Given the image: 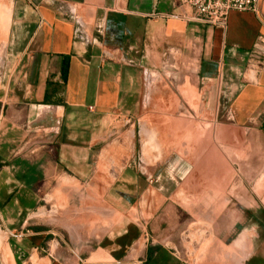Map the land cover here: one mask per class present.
<instances>
[{
  "label": "crops",
  "instance_id": "1",
  "mask_svg": "<svg viewBox=\"0 0 264 264\" xmlns=\"http://www.w3.org/2000/svg\"><path fill=\"white\" fill-rule=\"evenodd\" d=\"M14 9L10 35L13 44L25 43L15 66L21 103L14 105L23 108L14 109L0 131V164L8 165L0 171L3 220L14 226L17 210L39 201L36 172L52 168V160L72 184L100 186L107 205L119 201L131 209L134 202L139 219L151 206L150 221L130 230L123 214L128 209L116 204L123 216L118 240L105 237L98 250L88 247L85 259L52 243L46 225L27 228L21 249L31 258L44 253L39 264H264V193H258L264 176V0L257 14L231 12L225 28L187 21L190 9L182 0H21ZM175 67L185 71L183 87L202 85L201 103L216 105L212 118L200 114L210 128H201L200 140L187 145L183 157L167 159L176 119L152 114L169 123L148 129L155 142L141 135L142 154L129 159L127 149L110 139L129 125L130 110L142 106L136 94L142 97L144 87L154 99L174 100L160 73ZM31 130L52 142L36 147L25 139L28 146L21 145L19 135ZM151 147L156 156L145 155ZM245 168L247 176L236 174ZM128 185L135 186L130 193L123 188Z\"/></svg>",
  "mask_w": 264,
  "mask_h": 264
},
{
  "label": "rangeland",
  "instance_id": "2",
  "mask_svg": "<svg viewBox=\"0 0 264 264\" xmlns=\"http://www.w3.org/2000/svg\"><path fill=\"white\" fill-rule=\"evenodd\" d=\"M18 1L21 0H0L1 13H3V10L6 7H9L11 10L10 22L11 16L15 11L14 7ZM16 12L18 13L19 9H17ZM1 13L0 25L3 23V14ZM12 27L13 22H11V24L9 23V30L3 35H0V131L3 130L8 123L9 116L13 117L14 109L18 110L19 108H23L20 105L17 106L18 108H15L14 105V102L18 100L19 103H21L19 94H22V91L15 89L17 86L16 81L21 76L19 71H15V66L19 63V59L21 58L19 57V53L23 50L25 43L23 42L20 44L19 42H16V44H13L10 35ZM169 70L170 73L164 74L161 72L160 75L163 76L166 81H170V95L174 93V100L170 99L168 102L163 98L167 96H158L157 99H154L152 97L153 95H151V91L153 90L149 89L148 86L144 87L142 97L139 98V92L136 94V101L141 99L143 103L142 106L134 107L130 110L129 118L132 120L129 125H125V127L120 129V134H116L110 139L111 142H109V144L115 143L114 145L119 149H127L129 159L132 158L133 160H138V157L142 154L140 141L142 142L143 136L141 137V135L147 134L148 136H146V139H148V142L150 143L154 140L156 141L157 138L151 137L152 133H150L149 130L162 127L169 123V121L153 120L155 117L152 114H155L156 116L159 114L172 113L173 118L176 119L175 121H172V123L175 122V129H177L176 138H173L172 141L175 145L171 146L173 148L171 150L172 152L164 154L167 159L183 157L185 152L190 150V147L187 145H190L191 143L194 144L193 141L195 140H200L201 128L206 130V128L209 127L208 124L211 123L210 120L206 121L201 119V113L207 115L208 119L215 115V104L206 105L201 103L200 92L202 91V85L197 86L198 88L194 90L191 89L188 84L186 87H183V75L185 73L183 68L181 71H179L177 67ZM147 77L148 74L147 76L145 75L146 84L148 82ZM134 91L135 90H133V92ZM162 92H165V90L161 89V93ZM154 100H159V102H155ZM21 122H23V120H21ZM135 123L137 124L135 131L129 133L131 130L129 129L130 125H134ZM121 133H123L122 136ZM23 134L24 133H21V136L19 135V139H21L20 144L23 146L27 145L25 139L26 141L28 139L31 140L29 146L36 147H38L39 143L46 145L44 142L48 141L50 143L53 140V137L40 138L35 130L30 131L29 136H31V138L29 136H23ZM53 146H55V144ZM134 146L136 150L135 152H133ZM148 150L149 152L145 153V155L149 157L153 155L156 156L155 152H153V147L148 148ZM191 154V159L195 160L196 153L191 152ZM227 154L228 153L225 152L223 153L224 159L228 160ZM47 163L51 165L52 168L44 167V169L37 170L36 172V184L34 183V188L36 190H34V192H36L38 198H40L39 201L35 202L32 208L30 207L26 209L23 207L22 209L20 208V210H17V212L21 211L20 218L14 226L8 225L6 221L3 220L2 215L4 216V213L0 206V264H39V258L42 255L44 256V253L38 252L36 257L37 262H32L33 257L31 258V256L27 254V249H21V246H24V241L22 240V238H24L23 235H27L26 229L31 228L32 226H48L49 230L53 233V236L50 239V241H53L52 243H58L63 248H65V245H68L71 251H74L77 254L78 252H81L80 256L85 259L88 255V247L98 250L103 245V239L105 237L112 238L111 240L113 242L118 240L120 222L122 221L121 219L123 216L118 215L114 209L122 206H124L122 208L124 211L128 209L127 212H124L123 214L127 216L129 229L134 228L136 222L140 224V226H143L150 221L151 212H149V209L151 206L150 208L149 206H144L148 209L147 216L143 219H139L136 217V207L134 202H129L133 204L131 209H129L130 206H127L125 202L120 204L119 201H116L115 205H121L119 207L114 204L111 206L107 205L99 195L98 189L100 186L94 187L84 184H72L65 179V176L58 169H55L53 160L48 161ZM44 165L46 164L44 163ZM4 166L8 167V165L0 164V171ZM259 171L263 172L264 170ZM248 173L249 171L246 168L245 170L236 169V174L241 177L247 176ZM260 175L261 174H257V177ZM263 180L264 176L260 179L261 183L258 185L260 188L258 191L260 196L264 193ZM140 186L142 185L140 184ZM126 187L127 188L123 187L124 190L130 193L135 186L128 185ZM93 196H95L94 199ZM260 219H264V216ZM89 231H91L90 236ZM93 234H95L96 237H94ZM107 241L108 239H106V242ZM157 248V250L161 249L158 245ZM71 256H73L72 252ZM124 256H129L126 257L129 260L130 256H132L131 251L129 250L128 254H125Z\"/></svg>",
  "mask_w": 264,
  "mask_h": 264
},
{
  "label": "built area",
  "instance_id": "3",
  "mask_svg": "<svg viewBox=\"0 0 264 264\" xmlns=\"http://www.w3.org/2000/svg\"><path fill=\"white\" fill-rule=\"evenodd\" d=\"M182 4L190 9V15L185 17L187 21L225 28L231 12L257 14L259 0H182ZM260 40L264 44V38ZM260 61L258 67L261 65ZM251 66L250 63L249 67Z\"/></svg>",
  "mask_w": 264,
  "mask_h": 264
},
{
  "label": "bare ground",
  "instance_id": "4",
  "mask_svg": "<svg viewBox=\"0 0 264 264\" xmlns=\"http://www.w3.org/2000/svg\"><path fill=\"white\" fill-rule=\"evenodd\" d=\"M6 7V6H5ZM1 13V12H0ZM1 14H3L2 16H3V23H2V25H0V35L2 34H4L6 31H8V27H9V21H10V16H8V8L6 7L4 10H3V13H1ZM5 38V37H4ZM2 40V39H1ZM32 262H37V259H36V257H34L33 259H32Z\"/></svg>",
  "mask_w": 264,
  "mask_h": 264
},
{
  "label": "trees",
  "instance_id": "5",
  "mask_svg": "<svg viewBox=\"0 0 264 264\" xmlns=\"http://www.w3.org/2000/svg\"><path fill=\"white\" fill-rule=\"evenodd\" d=\"M68 64H69V58L68 57H65L63 59L62 71H61V76H62L64 82H66L67 71H68ZM35 230H39V228H35Z\"/></svg>",
  "mask_w": 264,
  "mask_h": 264
}]
</instances>
